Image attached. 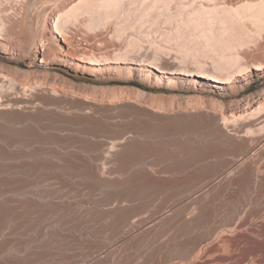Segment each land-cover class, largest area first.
<instances>
[{
	"label": "bare ground",
	"instance_id": "1",
	"mask_svg": "<svg viewBox=\"0 0 264 264\" xmlns=\"http://www.w3.org/2000/svg\"><path fill=\"white\" fill-rule=\"evenodd\" d=\"M50 1L24 0L23 15L19 20L12 23L0 11V53L9 54L10 50H19L17 45L12 42L13 37L28 31L39 38L44 50L51 51L53 56L57 58L52 64H59L67 68L68 71L91 75V77H103L116 70L126 71L129 75H134L146 82L151 81L160 84L165 81L166 86L169 88H174L173 85H179L181 89L185 87L184 89L189 92L203 94L205 99L210 102L209 104L220 101L227 103L235 100L239 90H243L252 79L264 75V43H261V40L254 41L256 39L255 34H261L264 30V1L259 4L246 3L241 5V0H228L223 4L225 7L221 9H203L190 18L180 14L172 15L173 26L165 32L166 36L169 37L168 39L175 40L178 42L177 44H181L183 47H188V42H191L192 45L205 49L184 50L185 52L189 51L185 54L192 58V62L188 60V64L192 63L190 65L181 60L180 62L160 64L152 60L153 58L149 57V53H147L148 56L144 55L145 53L139 57L131 56L132 47L138 48L139 46L138 42L133 40L129 45L131 51L120 52L116 57L86 56L84 53L75 54L70 50L78 46L68 42L65 37L66 29L81 16L86 17V23L91 28H100L113 19L125 22L120 29H126L136 23H156L159 17L177 0H72L66 7L50 13L48 15L50 29L48 31L41 30L38 33L37 28L34 26L35 23L31 22L32 14L38 9L39 5ZM52 1L54 2V0ZM205 1L213 2V0ZM129 5H133V8L128 7ZM249 25L250 27L252 25L253 29H248ZM191 28L198 32L197 36L194 35L196 37L193 36L195 39H192V41H190L191 37L188 35ZM120 29L117 31H120ZM55 35H58L61 41L56 39ZM117 36L119 37L116 34ZM252 42H255L258 54L247 60V52L243 50V47ZM210 51L216 53L217 57H212L210 59L211 64L209 63L210 67H206L200 59L203 54ZM40 62L44 61L40 59ZM44 63L51 64L50 62ZM4 82L0 80V141L6 143L29 141L36 136L34 134L36 131L27 126L18 125L29 121L38 124L47 119L58 124L59 127L56 130L59 131L69 130L87 137H93L97 133L110 135L107 137L108 141L96 144L92 142L90 144V139L81 140L76 139V137L61 138L57 141L69 146L82 145L81 148L87 151L99 150L102 152L104 155L97 159L100 161L99 169L90 162L84 161L79 170L77 169L79 163L70 166L73 160L68 159L67 161L66 157L59 155H54V158L59 161V168L67 171V175H70V177L80 180L95 177V184L86 183V187L90 190L101 193L105 190L108 192L107 188L113 190L103 201L112 205L105 212L104 218L107 220V226L102 229L108 233L101 241L82 243L81 251L79 250V253L74 255L70 262H66V264H88L95 259V254L100 253V251L105 253L106 258H116L120 253V247L129 238L128 236L136 231L132 228L133 226L127 227L126 225L129 215L132 212L136 213L135 211L140 208L149 207L152 198L157 193L158 185H156V182L158 181H154L155 178L145 181L139 177L120 180L115 179L116 177L111 179L109 176L115 173H118L117 175L123 174L125 166L133 168L140 163H143L146 167L141 170L144 174H153L150 169L155 161L153 154L144 155L141 152L145 145H153L154 141H143L146 134L142 132L143 129L146 132L170 130L179 133L183 137L189 135V143L194 144V146L197 145V149H199L198 155H195L193 159H210L213 155H216L217 151L220 152V155H231L229 166L224 171L218 186H224L233 179L241 185L253 182L256 186L261 180L259 177L264 175L263 87L259 93L248 96L243 101L237 100L236 103L228 106L219 105L216 109L205 103L197 105L196 101L192 105L182 106L172 103L169 99L159 103L142 104L132 99L131 94L134 91L130 90L128 95L123 90L113 89L110 95L105 97L99 96L97 93L87 97L82 96L79 91L78 93L75 91H59L52 87L36 84L20 86L9 83V85H6ZM22 88L32 89L33 95L29 98L15 95ZM35 102H38L45 109L32 106ZM123 118L129 119V122L120 123L116 121V119ZM9 133H12L13 136ZM203 139H208L211 145ZM205 148H207L206 153L204 152ZM202 149H204L203 153L199 152ZM180 153L176 155L180 157ZM40 154L37 153L36 155ZM50 154L53 155L52 152ZM184 155L185 153H181V156ZM16 157V155L0 148V175H6L0 178V264H31L32 252H27L29 241L15 238L18 230L23 225L31 221L37 224L36 220L24 217L25 214H41L44 217L59 214V210L52 209L53 206L48 205L46 207L39 202H24L18 206L21 212L16 211L17 208L11 206L12 201L4 197L6 194L24 195L29 192L32 186H35L34 183L27 180L11 179L7 175L17 167L2 166L4 164L2 162L13 160ZM36 168H39V166H36ZM220 188L222 189V187ZM44 194L45 192H38V198L43 199ZM209 195L208 192L203 196L199 195L200 197L193 200V206L188 214L183 218L178 216L183 225L194 228L205 219L206 202ZM140 202H142V205L138 204ZM82 209L84 208L82 207ZM22 210L28 213H24ZM81 211L83 212V210ZM93 213L95 214V212ZM94 221L96 220L94 219ZM158 222L160 221L153 218L148 225L138 227L139 234L148 231L151 232L150 236H152L158 229ZM173 224L175 225V223ZM33 228L36 229V227ZM89 235L93 236L90 233ZM143 237V235H140L134 241L141 242L144 239ZM60 238L62 239L61 236ZM113 242L116 245H121L116 251L110 252L109 246ZM58 264L60 263L58 262ZM93 264H102V261L96 259Z\"/></svg>",
	"mask_w": 264,
	"mask_h": 264
},
{
	"label": "rangeland",
	"instance_id": "2",
	"mask_svg": "<svg viewBox=\"0 0 264 264\" xmlns=\"http://www.w3.org/2000/svg\"><path fill=\"white\" fill-rule=\"evenodd\" d=\"M71 1L54 0L53 2L51 0L39 5L38 9L33 13L34 15L32 14L31 19V22L36 24L34 26L37 28L38 33L41 30L48 31L50 29L48 26V15L50 13L66 7ZM226 1L228 0H213V2L205 0H177L159 17L156 23H136L126 29H120L125 22L118 19L110 20L100 28H91L86 23V17L81 16L66 29L65 37L68 42L78 46L70 50L75 54L84 53L86 56L116 57L120 52L131 51L129 50V45L131 40H133L137 41L139 46L138 48L132 47L131 56L139 57L144 53V55L148 56L147 53H149V57L160 64L180 62V60L186 61V64H188V60L192 62V58L191 56H186L187 54L185 53L189 51L185 52L184 50L205 49L200 46H194L191 42H188V47H183L181 44H177L178 42L175 40L168 39L169 37L166 36L165 32L173 26L172 15L180 14L190 18L203 9H221L225 7L223 4ZM263 1L241 0L240 4H259ZM130 6L132 7L133 5L128 7ZM176 6L178 7L176 8ZM0 11L4 16L6 15L5 18L11 23L16 22L24 13V0H0ZM249 28L250 30L253 29L252 25L251 27L249 25ZM119 29L120 31H117ZM197 33V30L190 29L188 33L191 37L190 41L195 39L194 37L197 36ZM116 34L119 37H116ZM55 37L61 41L58 35H55ZM255 38L254 41L261 40V43H264V30L261 34H255ZM12 42L17 45L19 50H10L9 54L0 53V80L5 81L6 85H9V83H15L20 86L25 84L44 85L59 91H75L76 93L79 91L82 96L87 97L94 93L105 97L110 95L113 89L123 90L128 95L130 90L134 91L131 94L132 99L142 104L159 103L169 99L172 103L182 106L192 105L196 101L197 105L205 103L216 109H218L219 105L228 106L236 103L237 100L243 101L246 97L255 95L264 88L263 75L252 79L243 90L238 91L237 98L227 102L228 104L221 101L209 104L210 102L205 99L203 94L189 92L184 89L185 87L179 88L181 87L179 85H173L174 88H169L166 86L167 83L165 81L160 84L151 81L146 82L134 75L132 77L126 71L116 70L110 75L103 77H91V75L76 74L68 71L67 68L59 64H52L57 58L53 56L51 51L44 50L39 38L28 31L14 36ZM243 50L247 52V60L258 54L255 42L244 46ZM212 57H217V54L210 51L203 54L200 60L206 67H210V59ZM40 59L51 64L40 62ZM190 64L192 63L188 65ZM15 95L29 98L33 95V90L22 88ZM32 106L45 109L38 102L33 103ZM116 121L127 123L129 119H116ZM18 126H27L31 130H35L34 134L36 136L29 141L17 143L0 141L1 149H5L10 154L17 156L13 160L2 162L4 163L2 166H16L17 168L7 175L11 179L27 180L34 183L35 186H32L29 192L24 195L6 194L4 197L12 201L11 206L17 208L16 211H20L18 206L24 202H39L46 207L48 205L53 206L52 209L59 210V214L47 217L41 214H25L24 217L36 220L37 224L31 221L23 225L18 230L15 238L29 241L27 252H32L31 264L69 263L71 258L78 254L79 250L81 251L82 243L101 241L108 233L102 230L107 226V220L104 215L112 205L103 201L113 190L107 188L109 193L106 190L103 193L90 190L86 187V183L95 184V177L88 180L70 177V175H67V171L59 168V161L54 158V155H59L66 157L67 161L68 159L73 160L70 166L79 163L77 165L79 170L80 165L82 166L84 161L90 162L99 169L100 161L97 159L104 155L102 152L99 150L87 151L81 148L82 145L69 146L57 141L61 138L76 137V139L81 140L90 139V144L91 142L96 144L108 141L107 137L110 135L97 133L93 137H87L69 130L59 131L56 130L59 127L58 124L53 123L49 119L38 124L30 121L23 122ZM142 132L146 133L143 141H154L153 145H145L141 152L144 155L153 154L155 161L150 166L153 174H144L141 170L146 167H144L143 163H140L133 168L125 166L123 174L117 175L118 173H115L112 176L110 175L109 178L114 179L116 177L115 179L124 180L130 177H139L145 181L155 178L154 181H158L156 182V185H158L157 193L152 198L149 207L146 206L135 211L136 213H130L126 225L127 227L133 226L132 228L136 231H133L128 236L127 243L125 242L120 247L121 244L116 245L113 242L109 246L110 252L116 251L120 247V253L116 258H106L105 253L100 251V253L95 254V259L88 264H93L96 259H101L102 264H264V175L259 177L261 180L256 186L253 182L241 185L235 179L224 186H218L224 171L229 166L231 155L222 154V156L216 150V155H213L210 159H193L195 155H198L199 149H197V145L194 146V144L189 143V135L183 137L179 133H174L170 130L146 132L143 129ZM9 135L13 136L12 133H9ZM203 141L211 145L208 139H203ZM203 150L199 152L203 153ZM205 151H207V148H205ZM51 152L53 155L50 154ZM179 152L185 153V155L181 156L180 153L179 157V155H176ZM37 153L41 154L37 156ZM75 156H78V158ZM36 166H39V168H36ZM31 169L34 170L31 171ZM5 176L0 175V178ZM41 191L45 192L43 199L38 198V192ZM207 192L210 195L206 202L207 212L205 219L194 228L183 225L179 217L183 218V216H186L193 206V200ZM252 192L253 194H251ZM142 202L138 204L142 205ZM58 208L67 209L60 210ZM22 212L28 213L25 210H22ZM153 218L160 221L158 222V229L153 235L150 236L151 232L148 231L139 234L140 231L137 228L148 225ZM100 219L103 220L101 221ZM33 227H36V229ZM89 233L93 234V236L89 235ZM140 235H143L144 239L141 242H135L134 240ZM40 240L43 242H40ZM62 240L64 241L63 243Z\"/></svg>",
	"mask_w": 264,
	"mask_h": 264
}]
</instances>
